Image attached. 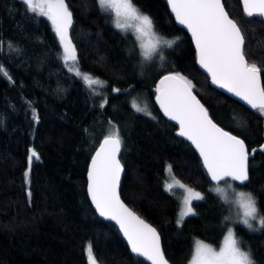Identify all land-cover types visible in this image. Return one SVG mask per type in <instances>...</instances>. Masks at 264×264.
<instances>
[{"label":"trees","instance_id":"trees-1","mask_svg":"<svg viewBox=\"0 0 264 264\" xmlns=\"http://www.w3.org/2000/svg\"><path fill=\"white\" fill-rule=\"evenodd\" d=\"M132 2L152 18L157 34L176 39L173 47L161 46L146 59L133 32L116 29L98 0H65L78 63L104 81L97 93L68 70L45 16L22 0H0V65L8 74L0 73V264H88L89 244L98 264H148L129 251L113 223L98 217L86 194L90 156L115 130L122 141L121 197L157 229L171 264H187L196 239L217 246L231 225L242 249L250 248L255 264H264V228L249 230L211 189L198 154L154 102L157 79L179 72L218 124L239 135L250 152L258 149L249 156L248 181L232 184L252 193L262 215L264 114L209 84L166 0ZM223 3L245 32L249 61L264 63L263 19L246 17L240 0ZM133 100L146 104L151 115L137 112ZM33 150L39 159L30 163ZM168 174L203 195L180 224V196L165 190Z\"/></svg>","mask_w":264,"mask_h":264},{"label":"snow or ice","instance_id":"snow-or-ice-1","mask_svg":"<svg viewBox=\"0 0 264 264\" xmlns=\"http://www.w3.org/2000/svg\"><path fill=\"white\" fill-rule=\"evenodd\" d=\"M22 2L29 11L45 16L51 22L63 48L62 59L68 70L74 71L89 88L93 85L104 86L103 81L79 70L76 50L68 35L72 14L65 0ZM98 4L102 10L114 13V27L122 33L126 34L131 29L137 40L145 36L154 38L148 44H140L146 59L161 50V46L171 48L176 43V39H165L158 35L152 18L135 6L132 0H98ZM168 4L177 22L191 33L198 63L209 74L212 83L264 114V86L261 85L264 63L249 61L245 32L236 20L230 18L222 0H168ZM242 4L246 17L258 16L264 19V0H242ZM8 47L11 49L13 46L9 43ZM0 51H3V42H0ZM160 59H163L162 55ZM68 61L77 66H69ZM0 73L8 75L2 65ZM193 87L192 82L179 72L170 73L160 80L156 100L164 114L179 124V135L190 140L198 150L206 173L214 184L212 190L218 198L228 202L227 189L232 188L230 181L240 184L248 181L249 156L254 155L258 149L253 148L250 152L243 139L218 127L209 117L208 110L193 94ZM132 107L137 112L151 115L146 104L141 106L133 100ZM121 144L119 131L115 130L110 131L100 145L88 172L89 195L99 214L119 225L133 253L146 257L151 264H168L156 229L136 216L120 200L118 187L122 166L117 156ZM259 151H264V145H260ZM33 158L39 159L34 150L29 156L30 163ZM167 172H172L171 165L167 166ZM177 189L182 194L177 220L180 224L185 217L194 214L192 203L202 200L203 195L175 178L165 184V190L170 194ZM232 195L233 202L242 209L243 218L240 223L255 231L257 229L253 227L252 221H257L259 227L264 228V215L260 214L252 193L239 191ZM87 258L88 264H97L91 244L87 247ZM192 264H255V261L251 249L242 250L241 241L230 228L218 252L196 241Z\"/></svg>","mask_w":264,"mask_h":264},{"label":"water","instance_id":"water-1","mask_svg":"<svg viewBox=\"0 0 264 264\" xmlns=\"http://www.w3.org/2000/svg\"><path fill=\"white\" fill-rule=\"evenodd\" d=\"M166 3H167V6H168V9H169V12H170L171 16H172L173 19H174L175 24H176L177 26L183 28V29L187 32V34L189 35V37H190V39H191V42H192V45H193L194 50H195V62H196V65L198 66V68H199L200 70H202V71L207 75V77H208V79H209V84H210L211 86H213L214 88H216V89H218V90L224 92L225 94H227L228 96L232 97L233 99H235V100L239 101L240 103L244 104L245 106H247V107H249V108H252L250 105H248L245 101L241 100L239 97L233 95L232 93H229L226 89H222V88H220V87H218L217 85H215V84L212 83V81H211V77L209 76V74H208L203 68H201L200 65H199V63H198V54H197V50H196L195 43H194V40H193V38H192L191 33L189 32V30H188L185 26H183V25H181V24H179V23L177 22L174 13L171 11V7H170V5L168 4V0H166ZM222 4L224 5L223 0H222ZM240 4H241L242 10H243L242 0H240ZM224 8H225V11H227L225 5H224ZM227 12H228V11H227ZM243 12H244V11H243ZM228 14H229V13H228ZM229 16H230V18L234 19L230 14H229ZM234 20H235V19H234ZM263 21H264V19H263ZM170 73H175V72H173V71L165 72V73L161 74V75L158 77V79H157V81H158V86H159V82H160V80L163 78V76L168 75V74H170ZM261 85L263 86V83H262V77H261ZM158 86H157V87H158ZM193 94L197 97V99L201 102V104H203V102L201 101V99H200L199 96L195 93L194 90H193ZM156 95H157V92H155V95H154V102H155V104L158 106V108H159L160 112L162 113V115H163L165 118H167V119H169L170 121H172V122L177 126V133L179 134V131H180V126H179V124L177 123V121H175V120H171L168 116H166V115L164 114L163 110L160 108V105H159V103H158L157 100H156ZM203 105H204V104H203ZM204 107H205V105H204ZM205 108H206V107H205ZM208 115H209V117L212 119V121H213L214 123L217 124L218 127H221L223 130L228 131V132H230L231 134L236 135V136H238L239 138H241L239 135H237V134L231 132L230 130H228V129L224 128L223 126H221L220 124H218V123H217V122H216V121L210 116L209 113H208ZM108 135H109V134L105 135L104 137H102V138L100 139V141H99L98 144L96 145V148L94 149L93 153H92L91 156H90V159H89V162H88V165H87V169H86V174H85V178H86V194H87V197H88V199H89V201H90L91 206H92L93 209L95 210V212H96V214L98 215V217H100V218L103 219V220L109 221V222L113 223V224L116 226L118 232L120 233L122 239L124 240L125 244L127 245L129 251H130L134 256H137V257L143 259L144 261H146L148 264H151V261H149L146 257H144V256H139V255H137V254H135V253H133V252L131 251V247H130V245L128 244V241H127L126 237L124 236L123 232L120 230L119 225H118L114 220H110V219H107V218L101 216V215L99 214V212L97 211V209H96L95 205L93 204L92 199H91V197H90V195H89V192H88V183H89V181H88V172H89V170H90V168H91L92 158L95 156L96 152L99 150L100 145L103 143L104 139H105ZM181 137L184 138L185 140H187V141L192 145L193 149H194V150L196 151V153L198 154V156H199V158H200V161H201V163H202V166H203L202 157L200 156L198 150L195 148V146L192 144V142H191L190 140H188V139H187L186 137H184V136H181ZM241 139H242V138H241ZM120 153H121V148H120V152L118 153V156H117V158L119 159L120 164H121V166H122V172H121V174H120V182H119V187H118V192H119L120 200L124 203V205H125L127 208H129L133 213H135L136 216L140 217V219H142L146 224H148V225H150L151 227L155 228V227H154L153 225H151L148 221H146V220L143 219L139 214H137V213H136L131 207H129V206L127 205V203H126V202L123 200V198L121 197V194H120V185H121V180H122L123 173H124V166H123V164H122V162H121V160H120ZM203 168H204V166H203ZM204 171L206 172V169H205V168H204ZM206 174H207V173H206ZM207 176H208V175H207ZM208 178H209V180H210V177H209V176H208ZM210 181H211V180H210ZM211 182H212V181H211ZM246 182H247V181H246ZM237 183H239V182H237ZM239 184H240V183H239ZM155 229H156V228H155ZM156 231H157V229H156ZM157 233L159 234L158 231H157ZM159 236H160V234H159ZM160 247H161V250H162V252H163V249H162V242H161V236H160ZM163 255H164V252H163ZM164 258H165V260H167V258L165 257V255H164ZM96 262H97V261H96ZM167 262H168V264H171L168 260H167ZM97 264H98V263H97Z\"/></svg>","mask_w":264,"mask_h":264},{"label":"rangeland","instance_id":"rangeland-1","mask_svg":"<svg viewBox=\"0 0 264 264\" xmlns=\"http://www.w3.org/2000/svg\"><path fill=\"white\" fill-rule=\"evenodd\" d=\"M105 11H107V10H105ZM108 12H110V11H108ZM111 15H112L113 23H114V19H115L114 13L111 12ZM129 31L133 32L131 29H130ZM68 35H69V32H68ZM158 35H159V34H158ZM134 36H136V35H134ZM160 36H161V35H160ZM162 37H163V36H162ZM165 39H166V38H165ZM150 41H154V38H153V37L145 36V37H142L140 40H138V43H139V46H140L141 43L148 44ZM72 44H73V43H72ZM73 46H74V45H73ZM140 49H141V52L143 53V49H142L141 47H140ZM62 55H63V48H62V46H61V53H60L61 58H62ZM76 57H77V53H76ZM62 60H63V59H62ZM63 61H64V60H63ZM67 63H68L69 66H73V67L77 66V64H78V67H79V70H80L81 73H87V74H90L92 78H98L99 80L103 81L101 78H99V77H97V76L91 74V73L88 72V71H85V70L81 69V67H80V65H79V63H78V58H77V64H74V62H72V61H68ZM64 64H65V61H64ZM67 68H68V67H67ZM72 72H74V71H72ZM74 73H75V72H74ZM103 82H104V81H103ZM90 89H91L92 91H94V92L100 93V92L103 90V86H100V85H93ZM26 173H27V176H26V175H25V176H26V178H27V177H28V169L26 170L25 174H26ZM173 178H174V177H173L171 174H168V177H167V179L165 180L164 184H166V183H168V182H171ZM230 183H231V185H232V188H231V189H227V191L229 192V200H228V202H229V203L234 207V209L236 210V212H237L236 217L238 218L237 221L240 222V220H242V218H243V216H242V209H240V208L238 207V205H236V204L233 202V201H234V196L232 195V193H233V192H239V191H244V192H249V191H247V190H245V189H241V188H236V187H234L233 184H232V181H230ZM221 186H223V184H221ZM213 188H214V185H213V187H211V189H213ZM196 191H197V190H196ZM173 192L177 193V194L180 196V197H179V200H180L179 211H180V209H181L182 194H181L180 190H178V189H177V190H174ZM198 192H200V191H198ZM200 193H201V192H200ZM179 211H178V213H179ZM177 220H178V215H177ZM252 223H253V227H254L255 229H258V227H259L258 222H257V221H252ZM245 227H246V226H245ZM230 228L234 231V228H233V226L231 225V226L227 229L225 235H224V236L222 237V239H221V242H220L217 246H213V245H211V244H209V243H206V242H204V241H202V240L196 239L195 242H194L193 254H192L191 258L189 259V261L187 262V264H192L193 257H194V255H195V245H196V241H201V242H203L204 244L209 245V246L212 247L215 251L218 252V251L220 250V248L223 246L224 238H225V236L227 235V232H228V230H229ZM242 250H243V249H242Z\"/></svg>","mask_w":264,"mask_h":264}]
</instances>
